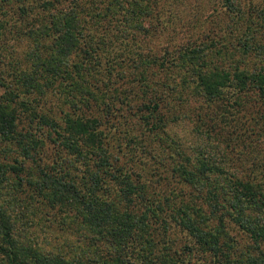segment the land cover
Masks as SVG:
<instances>
[{"label": "trees", "instance_id": "obj_1", "mask_svg": "<svg viewBox=\"0 0 264 264\" xmlns=\"http://www.w3.org/2000/svg\"><path fill=\"white\" fill-rule=\"evenodd\" d=\"M236 2L223 0L225 11L234 14ZM157 4L0 0V63L5 64L8 46L1 30L13 19L23 24L17 38L26 37L29 62L26 70L9 62L0 72V79L9 76L12 84L0 95V143L10 144L5 152L20 154L0 161V264H196L193 259L202 257L208 264H264L260 170L240 176L227 164L232 141L250 137L242 132L250 117L233 124L246 112L245 98L254 95L264 104V42L254 39L246 25L244 33L238 29L236 43H227L230 49L219 45L220 38L209 29L207 39L174 49L170 56V51L150 55L130 50L131 57L127 42L140 29L149 32L144 22L153 24ZM247 14L264 28V7L240 8L239 15ZM159 22L166 26L169 20ZM233 30L229 27L222 41ZM225 54H238L243 63L226 67L212 62ZM251 57L256 61L249 68L245 59ZM170 60L178 66L180 80L172 75L171 85L150 82L148 70L158 64L168 71ZM127 62L133 63L132 70ZM57 90L70 104L61 120L53 115V101L44 97ZM184 91L186 101L197 98L205 104L190 108L199 139L192 154L167 129L186 113L181 105L173 111L168 107ZM34 100L47 107L38 110ZM223 122L239 134L227 137L219 126ZM43 128L48 136L38 135ZM47 141L54 146L53 160L28 171L25 160ZM175 190L179 198L169 197ZM39 199L61 220L76 224L78 253L45 250L32 241L26 219ZM230 222L245 233L246 244L239 243ZM175 231L184 243L172 249L168 238Z\"/></svg>", "mask_w": 264, "mask_h": 264}, {"label": "rangeland", "instance_id": "obj_2", "mask_svg": "<svg viewBox=\"0 0 264 264\" xmlns=\"http://www.w3.org/2000/svg\"><path fill=\"white\" fill-rule=\"evenodd\" d=\"M235 6L237 10L234 14H229L225 11V7H223V0H155L157 4L156 8H158L159 13L154 15L152 18V25L148 22H144V27L149 25V32L138 30L137 37L134 39H129L127 42V46L130 49L128 50L129 55L131 56L130 50L135 54L136 52H143V54L149 53L150 55H154L157 51H159L158 55L161 52L170 51L173 54L174 49H178L183 45H191L196 41H203L205 38L207 39L211 32L208 30H213L212 35H214L215 39L220 38L221 43L219 45H227L230 49H232L230 44H227L229 41L231 43H236L237 38L239 36L238 29H240L244 33V29L246 25L252 29L254 32L255 38L257 41L264 42V28H260L261 22L256 24V19L250 20L254 18L251 14H247L244 16L239 15L240 8L243 11H248V9H260L264 7V0H236ZM233 17V20L229 22V19ZM160 19L169 20L166 26L164 22L160 24ZM250 21H254L249 23ZM167 23V22H166ZM139 24H136L138 26ZM262 25V24H261ZM4 29H2V33H6L8 39L7 51L5 50L3 53L6 56L5 64L1 65L0 63V72L2 67L7 66L9 62L13 63L14 66L21 70L28 69L29 62L25 58V54L28 50V41L26 37H18L17 32L19 28L23 26L22 22L19 19L9 20V22L4 23ZM234 27L233 36L227 34L226 40L222 41V36L229 27ZM139 27V26H138ZM11 29V30H10ZM21 29V28H20ZM22 30V29H21ZM137 30V29H136ZM136 34V33H135ZM2 34L0 32V40H2ZM231 51V50H229ZM237 51V50H236ZM239 52V51H238ZM236 52V53H238ZM137 56V55H136ZM219 56V55H218ZM132 57V56H131ZM223 60L219 57H214L212 62H222L224 66H234L238 64H242L240 61V57L238 54L221 56ZM246 62L248 63V67H252L255 63L254 57L246 58ZM242 60V61H245ZM224 61V62H223ZM173 61L170 60L166 65L170 67V70H164L158 64H155L148 70V80L155 82H162L171 85L172 82L169 81L171 76L173 75L177 81L180 80L179 76L176 75L178 72V66ZM130 63V65L128 64ZM246 64V63H245ZM129 65V66H128ZM131 65L133 63L127 62L128 71L132 70ZM244 65V64H243ZM177 71V72H176ZM165 72H167L165 74ZM176 72V73H175ZM2 76V74H0ZM168 76V78H167ZM156 77L155 79H153ZM3 80L7 82V84H0V95H2L7 88L10 86V78H1L0 81ZM1 83V82H0ZM3 83V82H2ZM55 92L52 96L50 94L45 95L46 101H53V105H55V111L53 115L57 116V120H61L63 114L69 111L70 104L63 99L64 96L61 94L59 90ZM167 93V91H164ZM186 92L184 91V96L181 99L175 98L173 102H169L168 107L173 106L172 111L176 109V105H181L183 107V112L187 114H179V118L173 121H170L167 125L168 132L181 142L183 148L185 149L187 154L194 153V148L199 139L195 136V123L196 118L190 108L195 105L205 106L204 103L200 99H195V102L186 101L185 96ZM52 99V100H49ZM246 103H243V111L244 113H240L238 117L236 116L233 124L243 123L245 120L244 117H250L246 119V122L242 126V132L250 134V137L246 138V140L232 141L231 144L234 146V151H232L230 157L227 159V164L229 163L231 166H235L238 169V175L244 176L249 174L252 171V174L257 172L258 178L264 182V115L260 113H264V104L259 105L257 101V96L247 97ZM35 103V104H34ZM50 103V102H48ZM33 104L37 107L38 110H44L47 105L43 103H36L34 100ZM40 105H43L42 108ZM195 106V107H196ZM257 109L260 111L256 112ZM77 111H79L76 108ZM26 111V110H25ZM29 114V111H26L24 115H22L20 120V126H26V119ZM27 114V115H28ZM246 114V116H243ZM171 117V115H170ZM174 117V116H173ZM173 119V118H171ZM260 119V121H259ZM35 123H32V127ZM231 124V123H230ZM220 127L225 128V133L227 137L233 138V135L239 134V129H236L235 126H225L223 124H219ZM218 130V129H216ZM48 130L40 129L37 131L38 135H47ZM243 134V135H244ZM10 147V144L7 142L0 143V161L2 160H11L19 154V152H5V149ZM15 150V147H13ZM54 146L51 145L49 141L45 142L43 147H37V150H33L32 154L33 158H28L25 160V167L28 171L36 170V163L42 166L51 163L54 158L53 151ZM64 153V152H63ZM20 155V154H19ZM19 157V156H18ZM256 166V167H255ZM230 169V168H229ZM234 171L233 169H230ZM21 194V193H20ZM170 194V193H169ZM177 198L180 196V192L175 190L169 197ZM21 196H25L22 192ZM18 197V196H17ZM40 201V202H39ZM36 201L33 203V210L29 214V218L26 220L29 222L28 234L32 241L45 250H51L53 252H59L64 254H73L78 253L80 248L77 246V233L75 232L76 224H68L60 219L62 215L55 214V210L49 209L44 205L43 200ZM57 211V210H56ZM68 221V219H65ZM230 228L233 233L236 234V238L241 245L247 243V236L245 233L235 224L230 222ZM182 233L179 231L171 232L170 237L168 238L169 242L173 241L171 246L172 249L179 248L182 245L184 240H181ZM169 244V243H168ZM103 248V247H102ZM193 263L196 264H208V261H205V258H199V260L193 259ZM198 262V263H197Z\"/></svg>", "mask_w": 264, "mask_h": 264}]
</instances>
